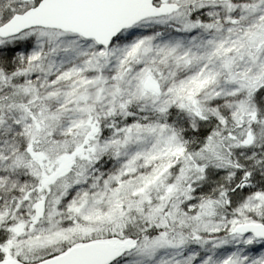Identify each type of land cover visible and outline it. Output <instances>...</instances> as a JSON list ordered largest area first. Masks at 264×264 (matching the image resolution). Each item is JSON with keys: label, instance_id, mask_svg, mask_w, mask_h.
<instances>
[{"label": "snow or ice", "instance_id": "snow-or-ice-1", "mask_svg": "<svg viewBox=\"0 0 264 264\" xmlns=\"http://www.w3.org/2000/svg\"><path fill=\"white\" fill-rule=\"evenodd\" d=\"M0 264H264V0H0Z\"/></svg>", "mask_w": 264, "mask_h": 264}]
</instances>
